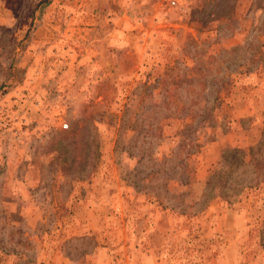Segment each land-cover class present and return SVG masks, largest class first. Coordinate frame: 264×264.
Instances as JSON below:
<instances>
[{
  "label": "rangeland",
  "instance_id": "obj_1",
  "mask_svg": "<svg viewBox=\"0 0 264 264\" xmlns=\"http://www.w3.org/2000/svg\"><path fill=\"white\" fill-rule=\"evenodd\" d=\"M0 264H264V0H0Z\"/></svg>",
  "mask_w": 264,
  "mask_h": 264
},
{
  "label": "built area",
  "instance_id": "obj_2",
  "mask_svg": "<svg viewBox=\"0 0 264 264\" xmlns=\"http://www.w3.org/2000/svg\"><path fill=\"white\" fill-rule=\"evenodd\" d=\"M182 0H169L171 5H176L178 3H180ZM64 127H66V124H64Z\"/></svg>",
  "mask_w": 264,
  "mask_h": 264
}]
</instances>
